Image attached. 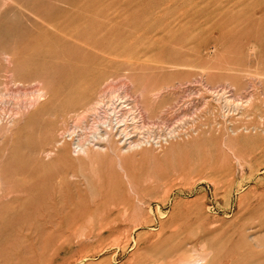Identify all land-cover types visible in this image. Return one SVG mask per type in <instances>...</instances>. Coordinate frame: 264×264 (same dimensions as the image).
I'll return each mask as SVG.
<instances>
[{"label": "rangeland", "instance_id": "1", "mask_svg": "<svg viewBox=\"0 0 264 264\" xmlns=\"http://www.w3.org/2000/svg\"><path fill=\"white\" fill-rule=\"evenodd\" d=\"M200 258L264 264V0H0V264Z\"/></svg>", "mask_w": 264, "mask_h": 264}, {"label": "bare ground", "instance_id": "2", "mask_svg": "<svg viewBox=\"0 0 264 264\" xmlns=\"http://www.w3.org/2000/svg\"><path fill=\"white\" fill-rule=\"evenodd\" d=\"M110 125L108 124V127H109ZM111 130V129H110ZM110 139H111V137L109 136V135H107L106 136V138H104V139H101L103 142H105V143H109L110 142ZM251 143H253V142H251ZM139 145V143L138 144H134V145H131L130 144V146H131V148H137V146ZM251 145V144H250ZM259 145V144H258ZM262 145H263V141H262ZM194 149L195 150H197L198 152L200 151V148L196 145V144H194ZM262 147V146H261ZM97 150H100V151H105V149L104 148H100V147H95ZM89 148H87V146H85V145H83V144H79V142H78V155H81V154H83V153H85L87 150H88ZM250 149V151H251V148H249ZM256 149V148H255ZM261 149V148H260ZM114 151V150H113ZM255 151V150H254ZM115 152V151H114ZM257 153V152H256ZM252 155V154H251ZM87 156V155H86ZM254 156V155H253ZM252 157V156H251ZM87 158H91V156L90 157H88L87 156ZM143 178H144V176L143 175H140V174H138V173H130V174H126L125 175V179H126V183H127V185H129L132 189L134 188V189H136L138 186H140V182L143 180ZM117 187L116 188H120V187H122L123 186V184H121V183H118V184H115ZM124 188V187H123ZM122 188V189H123ZM137 192V191H136ZM134 194L135 195H137V193H135L134 192ZM115 197H125L126 195L125 194H122V192H120V193H115V195H114ZM140 196V195H139ZM138 195H137V197H139ZM116 198V199H117ZM119 199V198H118ZM117 199V200H118ZM123 200V199H122ZM123 201H127V200H123ZM126 203V202H125ZM125 212V211H124ZM91 222V221H90ZM200 260V261H199ZM199 260H197L198 261V263L199 262H201V261H203L202 260V258H200ZM196 261V260H195ZM195 261H193V260H188V261H186V264H193ZM179 262V261H178ZM197 263V262H196ZM202 263V262H201ZM203 264V263H202Z\"/></svg>", "mask_w": 264, "mask_h": 264}]
</instances>
